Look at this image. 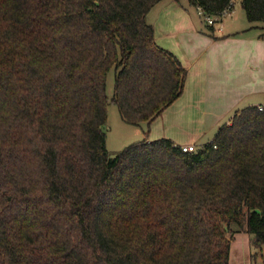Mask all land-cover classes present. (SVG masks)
Here are the masks:
<instances>
[{"label":"trees","instance_id":"obj_1","mask_svg":"<svg viewBox=\"0 0 264 264\" xmlns=\"http://www.w3.org/2000/svg\"><path fill=\"white\" fill-rule=\"evenodd\" d=\"M158 1L0 0V264H227L235 231L264 243V104L192 151L160 137L108 153L111 65L129 124L184 87L146 19ZM239 1L264 35V0Z\"/></svg>","mask_w":264,"mask_h":264},{"label":"crops","instance_id":"obj_2","mask_svg":"<svg viewBox=\"0 0 264 264\" xmlns=\"http://www.w3.org/2000/svg\"><path fill=\"white\" fill-rule=\"evenodd\" d=\"M244 15L231 9L205 27L202 14L188 0H160L147 12L155 42L187 71L182 93L147 122L157 123L158 136L199 145L208 141L203 139L207 132L215 134L228 123L236 109L264 104L262 23Z\"/></svg>","mask_w":264,"mask_h":264},{"label":"rangeland","instance_id":"obj_3","mask_svg":"<svg viewBox=\"0 0 264 264\" xmlns=\"http://www.w3.org/2000/svg\"><path fill=\"white\" fill-rule=\"evenodd\" d=\"M184 2L185 0H179ZM232 10H240L244 12L239 0H233ZM226 16V15H225ZM246 18V15H244ZM223 16L218 20L220 21ZM247 20V18H246ZM257 22V21H256ZM206 27V22L204 21ZM185 35H183L184 37ZM182 59L184 60L183 56ZM115 65H111L105 77V94L107 96V117L106 122L102 126L105 133V144L110 156L123 148L125 145L145 138L157 139L159 128L157 123L149 125L146 121L140 122L138 125L126 123L120 116L118 108L111 101L114 90ZM263 101V100H262ZM162 129V128H161ZM214 132L209 131L203 139L209 140L213 137ZM197 146V144H195ZM235 225L231 224L229 229H235ZM228 235L229 232L227 233ZM250 233L241 229L234 232L230 240L229 257L227 264H264V243L260 248H256L250 244Z\"/></svg>","mask_w":264,"mask_h":264},{"label":"built area","instance_id":"obj_4","mask_svg":"<svg viewBox=\"0 0 264 264\" xmlns=\"http://www.w3.org/2000/svg\"><path fill=\"white\" fill-rule=\"evenodd\" d=\"M232 7L230 6H227L226 8H224L218 15H208V14H204L202 9L200 7H197L198 11L202 14L203 16V19L206 21L207 24H213L215 22H219L218 20L228 14L230 12ZM259 108L262 107V105H258ZM180 149L182 151H192V150H195L196 149V145L193 144V143H190V144H180L179 145Z\"/></svg>","mask_w":264,"mask_h":264}]
</instances>
